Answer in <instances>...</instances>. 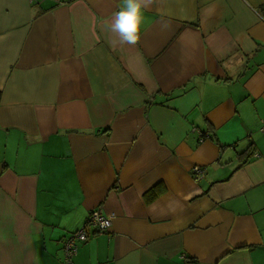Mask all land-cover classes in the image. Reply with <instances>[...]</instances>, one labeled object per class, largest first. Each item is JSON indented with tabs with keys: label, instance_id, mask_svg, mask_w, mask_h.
<instances>
[{
	"label": "crops",
	"instance_id": "0c3cea01",
	"mask_svg": "<svg viewBox=\"0 0 264 264\" xmlns=\"http://www.w3.org/2000/svg\"><path fill=\"white\" fill-rule=\"evenodd\" d=\"M121 7L0 0V264H264V0Z\"/></svg>",
	"mask_w": 264,
	"mask_h": 264
},
{
	"label": "clouds",
	"instance_id": "9594fccd",
	"mask_svg": "<svg viewBox=\"0 0 264 264\" xmlns=\"http://www.w3.org/2000/svg\"><path fill=\"white\" fill-rule=\"evenodd\" d=\"M150 0H122V7L114 14L110 30L117 33L119 41L114 43L136 45L140 40V26L144 19V10Z\"/></svg>",
	"mask_w": 264,
	"mask_h": 264
},
{
	"label": "built area",
	"instance_id": "2783aa9c",
	"mask_svg": "<svg viewBox=\"0 0 264 264\" xmlns=\"http://www.w3.org/2000/svg\"><path fill=\"white\" fill-rule=\"evenodd\" d=\"M203 137L200 136V140ZM193 176L196 179H200L204 176V169L200 166L192 167ZM111 216L104 214L100 208L96 207L92 209L89 216L82 227L72 232L64 241L65 258L68 263H71V257L76 252V248L79 242L85 241L89 236L88 229L91 228L92 234H100L110 227Z\"/></svg>",
	"mask_w": 264,
	"mask_h": 264
},
{
	"label": "trees",
	"instance_id": "16d2710c",
	"mask_svg": "<svg viewBox=\"0 0 264 264\" xmlns=\"http://www.w3.org/2000/svg\"><path fill=\"white\" fill-rule=\"evenodd\" d=\"M0 95H1V93H0Z\"/></svg>",
	"mask_w": 264,
	"mask_h": 264
}]
</instances>
